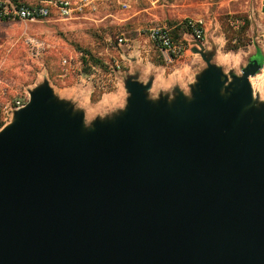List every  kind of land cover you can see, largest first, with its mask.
<instances>
[{
  "label": "water",
  "instance_id": "1",
  "mask_svg": "<svg viewBox=\"0 0 264 264\" xmlns=\"http://www.w3.org/2000/svg\"><path fill=\"white\" fill-rule=\"evenodd\" d=\"M173 100L134 77L86 126L46 81L0 132V264H264V103L251 62Z\"/></svg>",
  "mask_w": 264,
  "mask_h": 264
},
{
  "label": "rangeland",
  "instance_id": "2",
  "mask_svg": "<svg viewBox=\"0 0 264 264\" xmlns=\"http://www.w3.org/2000/svg\"><path fill=\"white\" fill-rule=\"evenodd\" d=\"M19 1L31 4L36 0ZM124 1L130 4L129 9L118 1L99 2L94 14L73 20L53 17L27 24L0 20V104L6 106L30 96L31 91L48 81L57 97L85 112L86 126L90 127L96 119L107 118L125 108L129 97L125 81L130 72L142 69L150 73L156 70L150 65L154 64L162 72L166 70L169 78L183 63H190L193 69L203 64L201 57L191 51L187 57L184 54L170 58L148 40L151 28L175 29L185 26L188 19H203L207 23L206 40L218 44L222 38L228 42V26L239 32L244 25L243 21L232 25L237 22L233 21L235 16L248 18L253 27L243 36L259 46L264 56V33L251 21L250 9L255 4L247 0L231 5L220 0ZM118 38L125 40L122 46ZM30 41L44 44L45 49L39 50ZM137 42H142L145 53L124 56L128 49L142 48H134ZM183 42L188 51L190 41L183 36ZM239 53L243 54L241 50ZM89 54L100 63L95 64ZM139 57L145 68H136ZM161 61L163 67L159 65ZM236 70L241 75V70ZM253 88L255 99L264 103V68L253 81ZM12 121L13 118L9 124Z\"/></svg>",
  "mask_w": 264,
  "mask_h": 264
},
{
  "label": "built area",
  "instance_id": "3",
  "mask_svg": "<svg viewBox=\"0 0 264 264\" xmlns=\"http://www.w3.org/2000/svg\"><path fill=\"white\" fill-rule=\"evenodd\" d=\"M118 1L124 8L131 6L124 0H36L34 4L16 3L13 0H0V20L6 22L34 23L49 20L57 17L61 20H73L87 15L94 14L98 10L99 2ZM222 3L231 5L241 0H220ZM253 1V0H249ZM233 22L232 25H237ZM185 27L187 33L195 44H204L207 33V23L203 19H188ZM173 29L167 27L151 28L148 31V39L164 55L170 58H180L186 52L183 38L176 40L173 36ZM123 38H118L119 45L124 43ZM36 48L45 49L40 42L30 41ZM30 96L15 100L13 103L3 106L0 104V132L9 124L14 113L25 107Z\"/></svg>",
  "mask_w": 264,
  "mask_h": 264
},
{
  "label": "crops",
  "instance_id": "4",
  "mask_svg": "<svg viewBox=\"0 0 264 264\" xmlns=\"http://www.w3.org/2000/svg\"><path fill=\"white\" fill-rule=\"evenodd\" d=\"M251 4V13L249 14V17L252 21V19L255 21L256 24H258L259 27H261V31L264 33V0H253L249 1ZM249 8V7H248ZM253 27V23L251 22V28ZM264 36V35H262ZM187 41H190L189 43V49L184 54V57L188 56V53L191 51L192 54H196V56H200L198 53L194 52L195 49L201 50L199 46H197L192 38L190 36H185ZM221 43H210L209 41L205 40V43L202 44L204 53L208 56H211L212 63L221 68L222 71L231 77L233 76H241L242 71L253 61H258L260 63H263L264 68V56H263V50H259V46H256L255 44H250L247 49L241 50L242 53H234V52H226L225 51V45L226 41L224 38H222ZM149 40V39H148ZM142 47L140 50L128 49V54L130 57H134V53L136 56H140V54L145 53V47L142 45V42H137L136 46L134 48ZM201 57V56H200ZM247 57V58H245ZM140 58V57H139ZM128 59V58H127ZM202 59V57H201ZM142 57L138 60V62L135 63L137 69L145 68V63H142ZM203 60V59H202ZM179 64V63H178ZM153 67L156 68V70L151 71L148 73L144 70H137L135 72H130L129 75L126 77V80L129 77H134L137 81L140 83L147 85L148 83H151V89L148 91L149 98L151 100H159L161 97H168L169 100H173L175 96L177 95V91H181L185 94L187 97H191V91L192 87L197 83V78L201 75V73L207 68L206 63L203 61V64H198V67L193 69V67L190 65V63H183L182 66L176 70V72L170 74L171 77L166 76V70L162 72L160 70V67L158 65L150 64ZM163 67V66H162ZM241 70V75L238 72V69ZM263 68L258 72V74L255 77L251 78V84L253 86V81L259 78L260 72L263 70ZM254 91V88H253ZM127 104V103H126Z\"/></svg>",
  "mask_w": 264,
  "mask_h": 264
},
{
  "label": "trees",
  "instance_id": "5",
  "mask_svg": "<svg viewBox=\"0 0 264 264\" xmlns=\"http://www.w3.org/2000/svg\"><path fill=\"white\" fill-rule=\"evenodd\" d=\"M16 3H22L19 0H13ZM36 2V1H35ZM34 2V3H35ZM31 3V4H34ZM26 4V3H23ZM233 21H243L244 25L241 26L239 32H234L232 27L228 26L229 29H226V32L228 33L226 36L227 39V43L225 45V51L226 52H234L237 53L240 50H245L247 49V47L251 44L250 41L247 40V38H245L243 36V33H247L250 29L251 26V22L248 18H239L237 16H235L233 18ZM173 36L176 40L182 39L184 34L187 33V28L185 26H177L175 29H173ZM91 56V60L95 63V64H99L100 61L95 59V57H93L91 54H89ZM86 61V60H85ZM159 65H164V62L161 61Z\"/></svg>",
  "mask_w": 264,
  "mask_h": 264
}]
</instances>
